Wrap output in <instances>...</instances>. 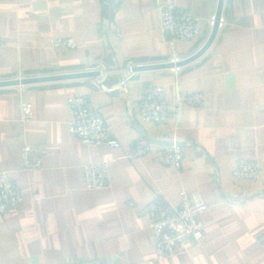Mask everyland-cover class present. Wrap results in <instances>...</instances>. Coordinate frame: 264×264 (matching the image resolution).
Instances as JSON below:
<instances>
[{
  "label": "crops",
  "instance_id": "crops-1",
  "mask_svg": "<svg viewBox=\"0 0 264 264\" xmlns=\"http://www.w3.org/2000/svg\"><path fill=\"white\" fill-rule=\"evenodd\" d=\"M198 19L199 37L170 41L155 0H0V79L97 69L105 75L0 85V169L23 189V200L0 214V264H55L97 257L105 264H264V0H224L216 38L198 58L170 67L129 71L136 64L177 60L210 35L219 0H180ZM74 37L60 49L55 37ZM104 78L109 88H102ZM202 90V106L187 105L181 123H158L139 112L145 81ZM89 95L119 146L89 145L69 132L68 98ZM33 105L30 119L22 104ZM184 146L179 168L157 150L125 156L134 141ZM43 167L22 169L24 146ZM237 157L256 158L261 176L232 174ZM107 160L112 186L88 188L84 166ZM198 189L210 208L204 235L164 258L138 209L151 200L179 204L180 190ZM129 200L135 206L128 204Z\"/></svg>",
  "mask_w": 264,
  "mask_h": 264
},
{
  "label": "built area",
  "instance_id": "built-area-1",
  "mask_svg": "<svg viewBox=\"0 0 264 264\" xmlns=\"http://www.w3.org/2000/svg\"><path fill=\"white\" fill-rule=\"evenodd\" d=\"M180 0H155L159 9L161 29L170 41L199 37L202 33L197 17L188 9L180 6ZM222 19V18H221ZM4 36L0 33V49ZM53 45L60 49H70L77 46L74 37L58 36L53 39ZM136 63L132 61L126 66L129 71H135ZM100 74H109L114 68L105 65L99 67ZM99 80L102 88H109ZM206 101V93L202 90L184 92L180 82L176 83V91L172 99L166 94V86L147 80L142 85L139 95V112L146 120L166 123L170 120L178 126L183 120L187 105L202 106ZM70 107L69 132L77 135L89 145L109 144L119 146L120 140L112 134L111 126L105 116L99 112L89 95L75 94L68 98ZM33 115V105L29 101L22 104V118L28 120ZM161 154L162 161L174 168L181 166L184 158V146L177 139L161 145L134 141L126 150L129 159H138L151 150ZM22 169L31 171L43 167V155L36 152L30 145L24 146ZM232 174L237 178L256 181L261 176V163L256 158L237 157L234 161ZM85 183L88 188L98 189L112 186L111 174L107 160H92L84 166ZM23 200V189L6 169H0V214L16 210ZM130 206H135L129 200ZM210 208L198 189L180 190L179 204L167 201L151 200L145 203L138 213L148 217L149 226L154 231L155 253L157 258L186 252L190 249V238L200 241L204 235L202 214ZM55 264H105L102 259L90 257L63 261Z\"/></svg>",
  "mask_w": 264,
  "mask_h": 264
},
{
  "label": "water",
  "instance_id": "water-1",
  "mask_svg": "<svg viewBox=\"0 0 264 264\" xmlns=\"http://www.w3.org/2000/svg\"><path fill=\"white\" fill-rule=\"evenodd\" d=\"M224 7V0H219L213 29L206 39V41L199 47L195 52L191 53L190 55L183 57L177 60H168V61H159V62H152V63H142L137 64L134 67L136 69H149V68H161V67H170L175 65H182L188 63L200 55H202L212 44L214 39L217 36L222 13ZM101 73L99 68L97 69H87V70H79V71H69V72H62V73H52V74H44V75H29V76H17V77H10L0 79V85H14V84H23V83H31V82H39L44 80H55V79H64V78H72V77H80V76H97Z\"/></svg>",
  "mask_w": 264,
  "mask_h": 264
}]
</instances>
